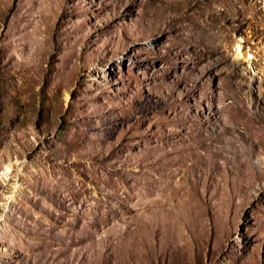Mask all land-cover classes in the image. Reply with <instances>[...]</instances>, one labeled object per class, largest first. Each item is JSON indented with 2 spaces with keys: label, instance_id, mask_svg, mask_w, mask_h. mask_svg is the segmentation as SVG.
Masks as SVG:
<instances>
[{
  "label": "rangeland",
  "instance_id": "obj_1",
  "mask_svg": "<svg viewBox=\"0 0 264 264\" xmlns=\"http://www.w3.org/2000/svg\"><path fill=\"white\" fill-rule=\"evenodd\" d=\"M263 43L264 0H0V264H264Z\"/></svg>",
  "mask_w": 264,
  "mask_h": 264
},
{
  "label": "bare ground",
  "instance_id": "obj_2",
  "mask_svg": "<svg viewBox=\"0 0 264 264\" xmlns=\"http://www.w3.org/2000/svg\"><path fill=\"white\" fill-rule=\"evenodd\" d=\"M263 45H264V43H263ZM264 47V46H263ZM236 50L239 52V53H241L242 52V54L243 55H247V56H250V52L249 51H247V50H243V48H241V44L238 42L237 43V45H236ZM262 55H264V54H262ZM249 60V59H248ZM8 166H10V165H8ZM6 169H8V167L6 166ZM6 172H7V170H6Z\"/></svg>",
  "mask_w": 264,
  "mask_h": 264
}]
</instances>
